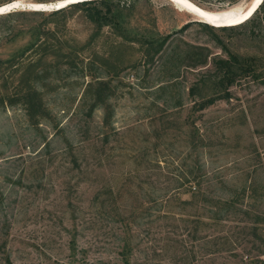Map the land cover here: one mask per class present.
I'll return each mask as SVG.
<instances>
[{
    "label": "rangeland",
    "instance_id": "obj_1",
    "mask_svg": "<svg viewBox=\"0 0 264 264\" xmlns=\"http://www.w3.org/2000/svg\"><path fill=\"white\" fill-rule=\"evenodd\" d=\"M188 1L210 12L253 2ZM119 2L101 28L83 10L57 18L59 36L86 45L85 64L42 75L39 128L0 81V245L14 264H264V7L211 30L172 0ZM16 20H0V59L29 39L10 40ZM167 35L160 50L141 45ZM231 55L252 73L235 67L229 98L199 111ZM96 88L107 99L89 114Z\"/></svg>",
    "mask_w": 264,
    "mask_h": 264
},
{
    "label": "trees",
    "instance_id": "obj_2",
    "mask_svg": "<svg viewBox=\"0 0 264 264\" xmlns=\"http://www.w3.org/2000/svg\"><path fill=\"white\" fill-rule=\"evenodd\" d=\"M116 1L118 2H114V0H89L51 12L13 10L7 14L0 15V20H8L17 17V20L14 21L13 26L10 28V33L12 34L10 40H14V38H16L15 36L26 35L29 37L24 47L15 51L9 57L0 59V81L1 83H15L13 87V98H17L16 102L18 101V103H20L30 125L39 128V124L42 120H48L50 118V113L42 102V93L40 92L39 84L44 78L42 75H46L51 71L56 73L75 72L79 65L83 66L85 64L81 57L82 53L80 52H84L83 49H85L86 45H72L69 40L65 39V37L59 36L61 28L58 27H61V25L60 20H57V18L60 16L65 17L64 15L67 12L73 11V9L76 11L83 10L87 12L88 19L92 23H95L98 28H101L102 26L113 23L112 20H115V17L117 16L116 13L120 12V2L119 0ZM95 4H99L103 12L97 9L96 6H92ZM261 7H264V0L256 11ZM51 19H55V21L51 22ZM51 24L53 25V29L48 28ZM200 24L211 30L230 28H216L204 23ZM121 35H123V33H121ZM168 38L167 35L154 41L143 39L141 45L152 47L154 44H157V47L160 50ZM217 63L219 69L222 70V74L218 76L216 75V84L218 85V89H216L217 94L203 99L198 104L199 111L212 106L218 100L228 99V88L233 84L238 72L243 75L252 73L251 66L234 55L230 56V60H219ZM90 65L91 63H88L84 69L87 71L90 70ZM235 67L238 70L237 73L233 70ZM86 70H83L82 67L80 72L83 73ZM101 82L102 81H96L95 79L92 83L88 84V90H94L95 85H103ZM88 90L84 93L85 96L87 95ZM96 90L97 91L94 95V100L96 101L90 105L87 112L89 114L97 108V106H102L107 99L102 95L103 92L101 88H96ZM6 96H8L7 93H5L4 97L0 98L2 106H4L6 102L8 103L9 99H7ZM9 104L13 103L9 101ZM55 128L58 132L64 134V129L59 128L57 124L55 125ZM49 145V142L45 143V146L48 147ZM66 148L68 153L72 157H75L74 148L70 143H67ZM201 170V166L196 170V175L193 178L194 182H196L198 178L204 177L203 174H199ZM196 184L199 186L200 183L197 182ZM193 190L194 192L191 193L193 199H198L199 197L204 196L203 193H200V190L195 192V187H193ZM0 255V264H14L5 249V244L0 245Z\"/></svg>",
    "mask_w": 264,
    "mask_h": 264
},
{
    "label": "bare ground",
    "instance_id": "obj_3",
    "mask_svg": "<svg viewBox=\"0 0 264 264\" xmlns=\"http://www.w3.org/2000/svg\"><path fill=\"white\" fill-rule=\"evenodd\" d=\"M61 1H64V0H59L57 2H61ZM80 1H88V0H80ZM172 1L184 7L188 11L194 13L197 17H199L204 22L210 25L222 27V26H233V25L240 23L242 20L247 19L250 15H252L256 11V9L259 6V4L257 5V2H259L260 0H255V10L250 15H248L249 13L248 14L245 13L248 10V8L244 9L242 8V6H237L234 8L230 7V8H226L224 10L217 11V12H210V11H206V10H203L197 7L195 4L191 3L188 0H172ZM260 2H262V0ZM49 4H53V2L52 3H29V5L27 6L28 7L35 6V7H40V8L42 7L45 9V6H48ZM18 8L19 6H17V3L12 2L6 5L0 6V11L7 10V9L12 11V9L14 10ZM47 9L49 10V8Z\"/></svg>",
    "mask_w": 264,
    "mask_h": 264
},
{
    "label": "water",
    "instance_id": "obj_4",
    "mask_svg": "<svg viewBox=\"0 0 264 264\" xmlns=\"http://www.w3.org/2000/svg\"><path fill=\"white\" fill-rule=\"evenodd\" d=\"M89 1V0H88ZM261 1V0H260ZM257 2V5L260 3ZM80 2H84V1H80V0H64V1H61V2H53V4H49L48 6H45V9L44 8H40V7H35V6H26L25 9H21V10H29V11H41V12H51V11H56V10H60L62 8H65L69 5H73V4H77V3H80ZM49 8V10L47 9ZM255 10V0H253V2L251 3V5L249 6L248 10L245 12L246 14L250 15L253 11ZM13 11V9H12ZM10 10L7 9V10H3V11H0V15H4V14H7L9 13ZM212 27H216V28H219V26H214V25H210Z\"/></svg>",
    "mask_w": 264,
    "mask_h": 264
}]
</instances>
